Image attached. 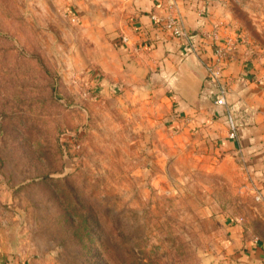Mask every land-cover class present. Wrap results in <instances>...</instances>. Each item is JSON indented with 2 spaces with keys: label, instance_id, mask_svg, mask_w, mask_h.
<instances>
[{
  "label": "rangeland",
  "instance_id": "1",
  "mask_svg": "<svg viewBox=\"0 0 264 264\" xmlns=\"http://www.w3.org/2000/svg\"><path fill=\"white\" fill-rule=\"evenodd\" d=\"M125 1L0 0V264H216L232 223L264 238L240 154L107 92ZM215 3L223 41L264 54V0Z\"/></svg>",
  "mask_w": 264,
  "mask_h": 264
},
{
  "label": "crops",
  "instance_id": "2",
  "mask_svg": "<svg viewBox=\"0 0 264 264\" xmlns=\"http://www.w3.org/2000/svg\"><path fill=\"white\" fill-rule=\"evenodd\" d=\"M217 0H126L109 32L118 58V83L127 102L159 103L169 129L182 127L204 153L223 160L241 155L259 201L264 204V54L234 45L223 75L230 86L229 110L238 125V138L229 137L225 109L218 108L206 78L203 58L214 43L230 33L216 14ZM179 17L197 51L165 27ZM217 33V37H212ZM225 41V40H224ZM203 57V58H202ZM91 84H101V72H89ZM104 83V81H103ZM240 223L221 236L218 264H264V238L253 239ZM216 263V264H217Z\"/></svg>",
  "mask_w": 264,
  "mask_h": 264
},
{
  "label": "built area",
  "instance_id": "3",
  "mask_svg": "<svg viewBox=\"0 0 264 264\" xmlns=\"http://www.w3.org/2000/svg\"><path fill=\"white\" fill-rule=\"evenodd\" d=\"M165 27L169 30L173 38L183 39L189 46L188 50L197 51L195 44L191 41L194 35L189 34L183 25L181 18L175 16L167 20ZM217 33H213L215 39ZM234 44L231 41L225 40L220 43H214L211 49V54L207 58H203L204 68L206 70V78L212 85V95L214 102L218 108L225 109L227 124L229 127V137L232 139L238 138V125L229 110L228 95L230 94V86L225 80L223 71L225 66L230 62Z\"/></svg>",
  "mask_w": 264,
  "mask_h": 264
},
{
  "label": "trees",
  "instance_id": "4",
  "mask_svg": "<svg viewBox=\"0 0 264 264\" xmlns=\"http://www.w3.org/2000/svg\"><path fill=\"white\" fill-rule=\"evenodd\" d=\"M211 90H213L212 86H211Z\"/></svg>",
  "mask_w": 264,
  "mask_h": 264
}]
</instances>
